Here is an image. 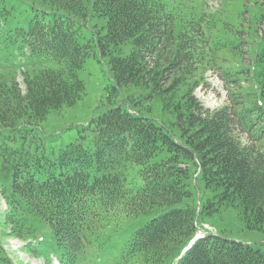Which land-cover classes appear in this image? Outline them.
<instances>
[{"label":"trees","instance_id":"16d2710c","mask_svg":"<svg viewBox=\"0 0 264 264\" xmlns=\"http://www.w3.org/2000/svg\"><path fill=\"white\" fill-rule=\"evenodd\" d=\"M37 2L26 28L0 27L7 50L28 52L24 93L16 71H0V264H25L3 246L12 236L28 238L30 253L85 263L109 241L108 226L124 236L106 251L121 264H264V243L217 229L193 240L227 211L264 234V28L248 48L252 23L244 35L242 20L207 15L205 1ZM92 50L110 76L111 104L47 155L37 129L50 111L81 100L78 73ZM214 67L230 85L217 110L194 95ZM153 209L162 210L126 232Z\"/></svg>","mask_w":264,"mask_h":264},{"label":"rangeland","instance_id":"374dc122","mask_svg":"<svg viewBox=\"0 0 264 264\" xmlns=\"http://www.w3.org/2000/svg\"><path fill=\"white\" fill-rule=\"evenodd\" d=\"M205 1L204 3V13L207 15L213 14H224V18L230 19L231 22H238L242 20V24H236L238 28H244V35H249L247 27L252 23L250 27L251 30H255V37H251L247 43L248 48L255 46V39H259L261 34H263L264 24L260 23L259 20H254L252 11H259V13L264 12L263 0H257L260 4L256 3V0H244V3L249 9V13L245 11V15L240 18L237 16V10L239 8H244L243 0H199ZM262 4V5H261ZM37 0H0V14L4 13V20L1 21V29L7 31L13 27H23L26 28L28 21L35 14L39 13L40 9ZM254 9V10H252ZM258 9V10H257ZM252 10V11H251ZM7 11V12H5ZM251 11V12H250ZM254 11V13H255ZM38 12V13H36ZM258 16V13H255ZM3 16V15H2ZM229 16V18H228ZM248 25V26H247ZM243 29V30H244ZM0 42V71H16L12 76L15 78L16 82L19 83V87L22 93L25 92V86L22 82L23 73L22 70L27 66V51H24L25 55H20V51L17 47L6 49L5 45ZM246 45V44H245ZM7 50V51H6ZM6 51V52H4ZM4 52V53H3ZM8 57L2 58L5 54ZM248 53L245 52L242 55V61L245 65H250ZM103 60L99 58L95 50H92L90 56L85 59L83 69L79 71V78L83 81L85 90L84 94L76 103L72 106L62 107L60 110L50 111L47 116H45L44 121L39 125L36 138L40 140V143L45 149L47 155L51 153H56L59 149L63 148L70 142H73L78 136V128L86 124L87 121L94 117L99 112L105 110L111 103L107 99L108 89H110L112 82L109 78V74L104 66ZM224 71L214 67L207 70L205 74V81L201 85L197 86L194 90V95L203 106L209 109H216L226 105L229 101L227 87L228 77L223 76ZM4 74V73H3ZM240 85L245 86L243 80ZM233 85V84H232ZM45 154V155H46ZM4 200L0 196V210L3 211ZM162 210V209H160ZM160 210L153 209L146 213L138 215L136 218L130 220L125 224L126 232H132L140 223L145 222L152 216L159 213ZM237 217L231 211L222 213L219 217H213L209 219V224L212 225L214 229L218 231H223L227 234L229 238L241 241L243 243H248L251 245H260L264 243V234L257 231H249L245 229ZM127 221V220H126ZM125 222L121 224L124 226ZM122 229V228H121ZM120 229V232L122 231ZM125 230V228H124ZM2 232L0 231V235ZM105 237L110 236L109 241L103 249H99L95 246L91 249L90 257L82 264H121L118 263L116 257L111 260V256L106 251L115 249L116 245L122 243L124 237L121 233H115L111 226L106 228ZM25 240L17 237H6L3 243L4 248L7 250L9 255L14 259H20L24 262L28 261L32 264H56V259L51 258V262L45 259L41 255H33L22 249V246L26 244ZM33 252V251H32ZM111 260V261H110ZM140 264H153V263H140ZM163 264V263H154Z\"/></svg>","mask_w":264,"mask_h":264}]
</instances>
